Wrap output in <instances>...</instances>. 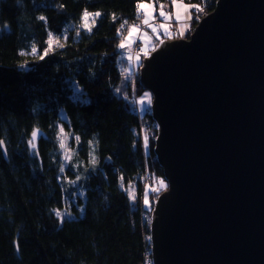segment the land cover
I'll return each mask as SVG.
<instances>
[{
    "label": "trees",
    "instance_id": "1",
    "mask_svg": "<svg viewBox=\"0 0 264 264\" xmlns=\"http://www.w3.org/2000/svg\"><path fill=\"white\" fill-rule=\"evenodd\" d=\"M165 1L139 0L156 10ZM137 2L0 0V140L7 154L0 150V264H144L150 211L139 206L141 182L146 172L163 173L153 139L147 151L140 142L139 123L154 134L155 123L130 107L128 83L122 89L118 44L138 21ZM85 9L102 13L90 33L79 28ZM49 32L64 46L40 59ZM143 91L138 83L137 94ZM60 128L73 149L69 161Z\"/></svg>",
    "mask_w": 264,
    "mask_h": 264
},
{
    "label": "water",
    "instance_id": "2",
    "mask_svg": "<svg viewBox=\"0 0 264 264\" xmlns=\"http://www.w3.org/2000/svg\"><path fill=\"white\" fill-rule=\"evenodd\" d=\"M139 74L167 182L152 264H264V0H217Z\"/></svg>",
    "mask_w": 264,
    "mask_h": 264
},
{
    "label": "snow or ice",
    "instance_id": "3",
    "mask_svg": "<svg viewBox=\"0 0 264 264\" xmlns=\"http://www.w3.org/2000/svg\"><path fill=\"white\" fill-rule=\"evenodd\" d=\"M63 7V5H61ZM193 9L195 12H200L203 9L197 5H192V4H185L183 0H171V11L170 12H165L164 11V5H160V10H159V17L161 19V22L157 24L156 21V16H155V7L153 3H144V2H138L136 3L135 6V12L136 16L138 18L141 17L142 19L140 20V24L134 23L131 27L127 28V36L122 37L119 44L118 48L120 49H127L130 48L131 45L135 42L134 41V34L137 35V37L141 41V51H146V46L149 40V36L146 32H143L141 29V25H143L145 28H150L151 33L153 36L156 37L157 40H160L159 33L163 32L164 35L168 36L169 38L171 37L170 34V29L173 27V21L175 22V26L177 27L178 31L180 32L181 35H183L184 31L187 29L188 24L186 21H190L193 17ZM102 13L100 12H95V13H90L87 11V9L84 10V12L81 15V21L79 23V28L85 30L86 32H91L92 28L96 25L97 23V18L100 17ZM39 20L45 21L46 18L44 16L38 17ZM113 19H115V16H113ZM125 23H122L120 27L117 29V33L120 34L121 30L124 29ZM67 29H65L66 33ZM80 35V32H77V36ZM161 43L163 42L162 40L160 41ZM48 47L44 50L43 55L40 56V59H43L45 55L48 54V52L53 50V45L55 44L58 47H63L64 45L60 43V38L54 36L52 32L48 33V40H47ZM32 54L37 53V48L35 44L32 45L31 48ZM23 55V53H22ZM127 59L131 61L133 57L131 55L127 56ZM148 94L145 93V96ZM39 133L37 130H34L31 133V139L29 140V147L33 150L36 149L37 144L36 141L38 139ZM58 140H59V146L61 149H65V158L67 159L68 153L66 149V141L68 140V134L65 133L63 128H60L59 133H58ZM77 142L79 141V137L75 138ZM145 141H147V138H145ZM145 147H147V143H145ZM4 149V141L0 140V150ZM91 155V153H90ZM92 162H95V156H92ZM61 171H63V167L61 168ZM160 186L164 187L163 181H160ZM132 186L129 185V191H128V196L129 199L134 198L133 191L131 190ZM153 191H156V189H152ZM144 205L145 207H149V199L147 192L144 195ZM56 216L60 217L61 213L59 211H56Z\"/></svg>",
    "mask_w": 264,
    "mask_h": 264
},
{
    "label": "rangeland",
    "instance_id": "4",
    "mask_svg": "<svg viewBox=\"0 0 264 264\" xmlns=\"http://www.w3.org/2000/svg\"><path fill=\"white\" fill-rule=\"evenodd\" d=\"M165 2H167V1H165ZM183 2L186 3V4H189V2L187 0H183ZM145 3H149V2H145ZM158 5H159V8L157 10V13H159V10H160V4H158ZM158 17H159V15H158ZM160 22H161V19H160L159 22H157V24H159ZM196 23H198V22H196V21L194 22V21H192V19L190 21H188V25L189 26H188V29L185 31L184 38H188L191 35V33L193 32L195 26L197 25ZM137 24H140V20L139 19L137 21ZM173 25H174V22H173ZM141 29H142L143 32H146L148 34V36H149V40H148V43H147V46H146L147 50L146 51H141V47H139L140 49L136 48V51L140 50L139 53L146 57L155 48L154 47V43H155L154 40H155L156 37L152 35L150 28L143 29V26L141 25ZM176 30L177 29L175 28V26H173L172 29H171V32H170L171 36L174 35V39L178 38V33L176 32ZM126 36H127V32L125 34V37ZM159 36H160V38L163 37V36L164 37H168V36L164 35L163 32H160ZM59 38H60V43H63L64 38H61V37H59ZM133 38H134L135 42L140 46L141 45V41L137 37L136 34H134ZM167 40L168 39H166V41ZM127 50H128V48H127ZM123 55L124 54L122 53L121 58L119 60V68H121V70H124V72H125V67H126L125 65L127 63L125 62V58H124ZM139 69H140L139 67H136V69L134 70L135 75L131 74L130 76H128L126 74V75L123 76V81L124 82H123L122 89L125 90L124 89V83H126V84L128 83V93H126V98H127L126 100L129 101L130 99H132V96L136 97V99L133 98V103L137 104V109H135V111L137 112L138 115H140V114L143 115V113H146V112L148 114H150V112H151L150 106H151V103H152V95H151V93L144 89V91L142 92V94L140 96L137 94L138 83H140ZM137 72H138V74H137ZM145 93H147L148 95L145 96ZM142 123H145V122H142ZM155 137H156V133L154 134L153 126H150L147 131H143L142 132L143 142H142V146L141 147H142V149H144V151L148 150V141L151 140V139H153V141H154ZM145 138H147V141H145ZM145 143H147V147H145ZM66 149H67L68 157H67V159L66 158L65 159H66V161H69L70 159H72V155H73V149H71V146H69V141H66ZM160 181H163L164 187L160 186V183H159ZM141 183H142V187H143L142 188V193H140V197H139V206H140L141 209L142 208L143 209L146 208L145 205H144V195H145V193L147 192V195H149L152 192V194H153L152 195L153 196V202L151 203V198H148L149 199V207H147V209H146V211H150L149 212L150 215L149 216H145L144 215V222L146 223L148 228H150L151 220H152V217H153L154 203H155L157 197L159 196V194H161L163 191L167 190V182H166L164 177H160V176H156V175H150L149 173L146 172V173H144V177L142 178V182ZM131 186H132L131 190L133 191V194H134V198L131 199V201L134 202V200L136 198L135 187L133 185H131ZM152 189H156V191H153ZM125 190L128 193L129 185L125 188ZM60 213H61L62 217L65 216V214H66L65 212H60ZM148 243L150 245L149 236H148ZM144 264H152L150 248L145 253Z\"/></svg>",
    "mask_w": 264,
    "mask_h": 264
},
{
    "label": "built area",
    "instance_id": "5",
    "mask_svg": "<svg viewBox=\"0 0 264 264\" xmlns=\"http://www.w3.org/2000/svg\"><path fill=\"white\" fill-rule=\"evenodd\" d=\"M187 1L189 2V4L197 5V6H199V7H201L203 9L200 12H195V10L193 9L192 21L199 22L205 15H207L208 13H210L212 11V10H210V8L211 7L213 8L215 6L217 0H200V3H194L193 2L194 0H187ZM141 17H142V15H141ZM139 47L140 46L136 42H134L131 45V47L128 48V50L127 49H124V52L125 53H131V54H133L136 51V48H139ZM132 74L135 75L134 70H133V73ZM133 98L136 99V97L132 96V100L131 101H128V103L130 104V107L135 110V109H137V104L136 103H133ZM149 127L150 126L147 125L146 123H143V124L142 123H139V135H140L141 146H142V142H143L142 132L143 131H147Z\"/></svg>",
    "mask_w": 264,
    "mask_h": 264
},
{
    "label": "crops",
    "instance_id": "6",
    "mask_svg": "<svg viewBox=\"0 0 264 264\" xmlns=\"http://www.w3.org/2000/svg\"><path fill=\"white\" fill-rule=\"evenodd\" d=\"M163 5H164V10L166 11V12H170L171 11V0H167V2H163L162 3ZM186 4V3H185ZM161 5V4H160ZM159 7V6H158ZM170 9V10H169ZM155 16H156V23L157 22H159L160 21V18L158 17V13H157V10L155 11ZM139 20H141L142 19V17H140V18H138ZM174 22V21H173ZM186 23L188 24V21H186ZM137 24V23H136ZM143 26V25H142ZM173 26H175V22H174V25ZM189 26V25H188ZM175 28L177 29V27L175 26ZM143 29H147V28H145L144 26H143ZM172 29V28H171ZM171 29H170V32H171ZM187 29H188V27H187ZM186 29V30H187ZM185 30V31H186ZM185 31H184V33H183V35H181L180 34V32L178 31V29L176 30V32L178 33V38L180 37V38H184V35H185ZM125 37V36H124ZM172 38H169V37H161L160 38V41L162 40V41H166V39H168V40H170V39H174V35L173 36H171ZM135 41V40H134ZM156 41V38H155V40H154V42ZM140 47H141V45H140ZM120 49V48H119ZM140 49V48H139ZM121 50V52L124 54L123 56H124V58H125V62L127 63L125 66V72H126V74L128 75V76H130L133 72V70H135L136 69V67H139L140 68V65L142 64V60L145 58V56L144 55H141L140 53H139V51L140 50H137V51H135L133 54H131V53H125V52H123V50L124 49H120ZM127 55H131L132 57H133V59L131 60V61H129L128 59H127Z\"/></svg>",
    "mask_w": 264,
    "mask_h": 264
}]
</instances>
